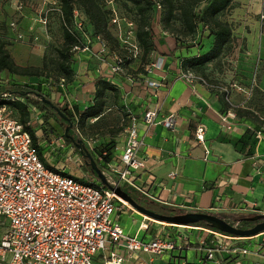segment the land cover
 Segmentation results:
<instances>
[{"label": "crops", "instance_id": "0c3cea01", "mask_svg": "<svg viewBox=\"0 0 264 264\" xmlns=\"http://www.w3.org/2000/svg\"><path fill=\"white\" fill-rule=\"evenodd\" d=\"M36 1L43 3L42 0ZM235 1H239L240 5L230 20L238 22L233 33L246 43L249 56L237 54L232 49L225 58H220L221 61L209 63L204 71L206 79L226 88L227 92L211 90L199 82L191 85L182 78L184 70L181 60L195 56L198 52L195 48L173 51L176 39L172 33L162 31L157 15L151 23L154 35L158 37L155 40L156 51L150 55L148 63L141 65L140 60H137L131 65L132 73L140 66L145 67V73L137 72L142 80L135 81L130 76L114 75L111 73L114 64L100 61V55L82 51L77 59L85 60L87 69L94 67V74L79 72L73 83V93L81 96L79 103L83 108L91 104L98 78H105L124 86L123 94L130 105L128 108L136 115H141L144 102L151 100L150 109L153 110L157 105L160 108L159 119L177 116L179 121L175 128L163 124L148 126L140 118L139 138L144 141L140 154L145 159V167L137 171L138 185L148 187L157 199L151 201L157 206L216 214L231 221L240 217L264 215V124L257 117H239L236 112L240 108L249 109L246 105L254 86L264 90V70L260 80H254L256 71L264 65V13L258 8L259 0ZM8 4L13 9L10 1ZM6 7L8 5L0 0V23L15 19L14 11L8 15L3 13ZM54 15L51 23L59 27V18L55 20ZM39 20V14L25 12L20 21V32L27 36V40L24 43L11 41L14 51L10 53L22 67L28 66L24 57L30 51L42 52L46 45L44 27ZM13 34L11 32V40ZM31 34H35L39 40L29 42L28 36ZM41 58V55L36 54L33 60L38 63ZM160 58L163 60V67L156 69L153 65ZM41 64L42 61L36 66L40 67ZM149 81L159 82L161 86L152 88L148 85ZM230 111L235 112L236 118L231 119L232 129L226 130L220 125L219 116ZM200 125L206 128L208 154L203 152L202 146L195 139V131ZM249 131L253 134L251 139L236 146ZM119 146L118 152H122L123 140L118 143ZM173 173L176 174L175 178L171 177ZM127 211L117 212V219L121 220L124 215H129ZM129 219L132 226L126 225L123 228L130 235L138 234L142 239L148 240L159 236L156 231L151 233L145 229L143 225L146 223L141 218L130 216ZM175 231L172 238L188 234L190 239L194 235L196 241L182 251L170 252L156 259L155 264H199L204 257L198 245L199 236L203 232L200 234L201 231L189 229V232ZM248 244L252 252L258 249L257 240L244 242V245ZM241 262L263 263L264 248L257 255L252 253L241 258Z\"/></svg>", "mask_w": 264, "mask_h": 264}, {"label": "built area", "instance_id": "2783aa9c", "mask_svg": "<svg viewBox=\"0 0 264 264\" xmlns=\"http://www.w3.org/2000/svg\"><path fill=\"white\" fill-rule=\"evenodd\" d=\"M11 5L15 13L11 27L17 40L23 42L27 38L20 32V21L24 18L26 4L23 0H12ZM156 8L159 11L162 6L157 3ZM56 11L61 13L59 8ZM39 16V23L47 36L48 12ZM113 23L117 21L114 19ZM135 34L133 23L128 24L124 35L119 31V38L124 37L125 47L130 48L128 51L136 59L140 49ZM97 39L104 51L106 44L100 37ZM238 39L233 42L234 52L248 57V49ZM153 67L162 69L163 60L160 58ZM111 71L117 73L120 67H112ZM181 75L191 85L199 82L214 91H228L190 70H184ZM148 85L152 88L161 86L156 81H149ZM150 104L151 100H147L141 115L133 113L130 116L124 131L123 150L119 157L117 154L113 162L102 168V172L110 186H129L144 197L157 201L148 187L137 183V171L145 167V159L140 154L144 141L139 138V120L142 118L148 126L163 124L175 128L179 118L170 115L159 119V106L152 110ZM234 118L235 112L230 111L219 116V123L222 128L231 130V119ZM33 127L31 121L23 124L7 106L0 107V219L8 222L0 239V264H155L156 259L192 245L188 234L178 238L159 235L149 240L138 234L130 235L112 217L132 208L101 182H98L100 186H95L63 170L47 167L40 157L38 141L36 144L33 140L30 131ZM205 133L206 128L198 126L195 139L208 154ZM78 137L89 152L101 143L96 138L85 139L80 133ZM57 147L66 148V144L60 143ZM69 155L68 160L82 168L81 155ZM171 177L175 178L176 174ZM234 225L239 226V222ZM143 227L148 229L149 225ZM184 228L203 232L198 245L204 257L199 264H242L241 258L252 253L257 255L264 248V233L241 238L192 226ZM252 239L257 240L258 245L253 252L249 244L244 245Z\"/></svg>", "mask_w": 264, "mask_h": 264}, {"label": "trees", "instance_id": "16d2710c", "mask_svg": "<svg viewBox=\"0 0 264 264\" xmlns=\"http://www.w3.org/2000/svg\"><path fill=\"white\" fill-rule=\"evenodd\" d=\"M59 1L61 4V13L59 14L56 12V14L59 16V21L62 22L61 26L63 28L64 45L62 49L58 50V69L62 77L58 78L54 85L56 86L55 91L58 93L61 92L67 85L68 93L72 94L74 91L73 83L77 74L76 71H74L71 67V63L75 62L77 59L76 50L77 48L78 51L79 49H85L89 41H96V38L99 37L102 31L106 36L111 35L109 25L111 20V11L104 7L103 10L101 2L97 0H79V5L83 9V15L87 18L83 20L85 22L81 28H78L76 26L77 20L75 18L73 0ZM234 1L235 0H160L158 2H154V0H124L125 3H130L133 5V9L140 19L139 25H137V23L132 20L135 23V36L139 45L140 53L136 59L131 55H129V57L127 55L124 57V63L120 62L121 67L125 68L129 72L124 75L130 76L133 70L131 65L137 60H140L141 65L148 63L150 61V55L156 51L155 40L158 37L154 35L151 23L154 17L157 15L159 16V25L161 26L162 31L172 33L176 39V47L173 51L179 49L181 50L183 48L186 50L195 48L198 52L195 56L183 58L181 60L182 69L190 70L197 75L205 77L204 71L207 65L217 60L220 61V58H222V56L225 55V52H227L232 46V27L229 23L221 20L220 15L224 11L230 9L233 6ZM10 2L12 4V0H10ZM157 3L162 6V9L159 10L161 11L160 14L157 13ZM201 3H204V6L202 10L198 11V6ZM26 12L28 11L26 10ZM87 20L89 24L86 23ZM106 20L107 24H105ZM11 22L12 21L4 23L7 26L8 31L13 32L14 36H16V33L12 30ZM102 26L104 27L103 30ZM177 29L180 30L181 34L178 33ZM87 33H89L90 36H88ZM31 35L35 36V34ZM9 42V34L8 36H0V107L9 105L16 109L20 113V117L17 118L26 125L28 105H33L48 115L45 121L46 123H49V120L53 119L59 123L63 129L66 128L67 124L65 120H63L64 118H62V116L53 110L51 106L42 100V98L45 97L47 100H50L55 105H57L62 113L72 122V129L76 135L77 133L78 135L80 133L82 137L87 136L82 134L79 124L82 125L86 120L90 119H100L104 112V102L102 96H104V93L107 91L119 90V87H117L110 80L98 78L95 84V98L100 101L98 104L92 103L83 109L79 106L61 107V105L58 104L55 99H52V96L43 89L44 84L47 82L46 77L42 78L45 75V66L22 67L18 65L8 49V46L10 45ZM124 49L126 50L125 45ZM139 71L141 73H145V67L140 66L137 72ZM136 75H138V73ZM121 76H123V74ZM16 77H27L29 82L18 81L16 80ZM42 79L45 80V82H43ZM48 85L50 86L49 83ZM23 99L26 100L27 103L22 102ZM125 112H127L129 123L130 116L134 112L128 107L127 111ZM236 112L239 117H257L253 114V112L242 108L237 109ZM30 131L34 142L37 144L36 130L30 128ZM251 135L253 134L249 131L243 139L237 142L236 146L239 145L240 142H247L250 140ZM84 138L89 139L93 137ZM100 141V145L95 146L90 151V154L98 166L102 169L115 160L118 143H116L113 139H110L109 141ZM66 143H68L69 146L74 147L76 152L81 155L79 150L73 146L68 139H66ZM38 148L40 157L45 165L55 170L42 157L40 146ZM81 157L84 161L82 167L90 174V176H92V178H94V180L83 182L100 186L98 183L100 181L97 175L92 171L90 166H86L85 157L82 155ZM122 189L127 192L139 205L151 211L164 215L186 213L183 210L174 209L167 206H157L154 204V202L148 200L129 186H122ZM227 221L232 224L239 222V227L244 229L252 228L254 226L253 222L244 220L242 217L235 218L232 221ZM192 227L219 232L204 222L192 225ZM147 230H149L151 233L155 232V229L152 227H149Z\"/></svg>", "mask_w": 264, "mask_h": 264}, {"label": "rangeland", "instance_id": "374dc122", "mask_svg": "<svg viewBox=\"0 0 264 264\" xmlns=\"http://www.w3.org/2000/svg\"><path fill=\"white\" fill-rule=\"evenodd\" d=\"M3 1H4V4L8 5V8L6 7L3 13L6 15L12 14V11L14 10L11 9L10 5L8 4L10 0H3ZM23 1H25L26 10L28 12L37 13L42 16H44L48 12V17H49L48 35L47 36L44 35L46 45L43 46L44 49L42 52L39 51L38 53L36 51L34 52L30 51L27 57L26 56L24 57L28 63L27 67H38L36 65L38 63L40 64V61H42V64L40 65V67L45 66V75L42 78L46 77L47 79V82L44 84V87H43L45 92L49 93L52 96V99H55V101L58 104H60L61 107L81 106L83 109L84 106L80 105L81 103H79L81 96L80 97L78 95L75 96L74 93L70 96L69 95L70 93H68L67 85L63 88L61 92L58 93L55 91L56 86L54 85V83L57 81L58 78L62 77L58 69V62H59L58 61L59 60L58 50L62 49L64 44H63V28L61 26L62 22L59 21V24H60L59 27H57L56 25L53 26L51 23V17L54 14H55L54 15L55 20L56 18L59 17L56 14L57 11L55 12V10L58 8L60 9L61 7L60 1L59 0H42L43 1L42 4H40V2H37L36 0H23ZM97 1L101 2L102 8L104 7V8H107L109 11H111V17H110L111 20L109 23L111 35L106 36L105 34H103V31L99 35L101 40L104 41V43L106 44V49L104 51H102L101 46L99 44V40L96 38V41H89L87 45L88 50L85 51L84 49H79L78 51L77 49L76 50L77 57L80 53L82 54V51L94 53V55L96 56L100 55L98 56L100 58L99 59L100 61L111 63L112 65L114 64L113 67H116V66L120 67V71H118L117 73L116 72L113 73L111 71L112 74L114 75L123 74L124 76V74H127L129 72L125 68L121 67L120 64L124 63L125 56L128 55L129 57V55L131 54L128 51L130 49L129 47L128 48L126 47V50L124 49V37L119 38L120 36L119 31L121 30L122 34L124 35L125 32L127 31L128 24L130 23L135 24L133 22L135 21L137 25H139L140 19L136 15L133 9L134 8L133 5H131L130 3H125L124 0H97ZM158 1L160 0H154V2H158ZM257 4H259L258 8H260V11L264 13V0H259ZM73 5L75 8V18L77 20L76 26L78 28H81L78 26V24H81L82 26L85 22L83 20H85V18L87 17H84L83 15V12H82L83 9L79 5V0H73ZM239 5H240L239 1H234L233 6L230 9L224 11L220 15L221 20L229 23L232 27L233 42H235L237 39L234 36L233 31L237 27L236 25L238 24V22H235V21L231 22L230 20H232V17L236 13V9L239 8ZM203 6H204V3H201L198 6V11L202 10ZM157 13L160 14L161 11H158ZM114 19L117 21V23H113ZM86 23L89 24L88 20L86 21ZM105 24H107V20ZM103 26H102V30L104 28ZM177 31L179 34H181L179 29H177ZM8 34L10 35V37H12L11 32L8 31V28L5 25V23H0V36H8ZM87 35L90 36L89 33H87ZM15 38L16 36H14L13 34V38L12 40L10 38V42L13 41L17 43H24V41L23 42L18 41ZM28 38H29L28 41L31 43H33V41L35 43L39 40L38 38L35 40L34 39L35 37L33 35L28 36ZM238 40L242 41V45L245 48H247L246 43L241 38ZM10 42H9L10 45L8 46V49L10 52H13L14 46ZM233 42H232L231 48L228 49L227 52H225V55L228 53H231L233 49L232 48ZM36 54H39L42 57L39 62L37 61L38 63H36L33 60ZM225 55H223L222 58L223 57L225 58ZM86 65L87 64L85 60L83 61L79 59H76L75 62L71 63V67L73 68V70L74 71L77 70L76 74L79 72H89V74L93 75L94 67L92 69H87ZM263 70H264V65H263V68H260L256 71L255 76H256L257 81L260 80ZM136 74H137V71H135L134 73H131L130 74L131 78L134 79L135 81L142 80L141 77H139ZM16 80L21 81V82H29V79L27 77L25 78L16 77ZM43 82H45V80H43ZM48 83L50 84V86L48 85ZM114 84L117 87H119V90L107 91L104 93V96H102L103 102H104V112L101 118L86 120L84 124L82 125L79 124V128L82 134L87 135V136L83 135L84 137L98 138L102 141H109L110 139H113L115 140L116 143H120L124 139V131L128 123V115H127V112L125 111H127V107L130 105L127 103L125 99V94H123L124 86L121 87L117 83H114ZM82 86L84 87V84H82ZM95 96H96V89H95V94L92 96L93 98L90 101L91 104L92 103L98 104L100 102L99 100L95 98ZM249 98L250 99L246 107L249 108L248 110L250 112H253V114L259 118L258 120L260 123L264 124V90H261L257 86H254L250 93ZM22 102L27 103V101L24 99L22 100ZM6 106L13 112L14 115H16V117H20V113L16 109L12 108L9 105H6ZM27 112L28 114H27L26 120L27 122L31 121L34 124L33 128L36 130L37 141H38V144L40 145L42 157L44 158V160H46V162L55 170H58V171L63 170L65 171L66 174H70L73 177L78 178L81 181L87 182L90 180H94V178H92V176H90V174L83 167L82 168L76 167L75 164H73L72 162L68 160V154H70L71 156H74L75 154H77V152L75 148L71 149V146H69V144L66 143V139L63 136L64 129L62 128V126L56 121H54L53 119L49 120V123H46L45 121L48 115L45 114L43 111H41L36 106L28 105ZM71 132L75 136L74 130H72ZM60 143H65L66 148L60 149L59 147H57V145ZM118 149L120 151V146L118 147ZM118 153L120 154L121 152H118L117 150L116 155ZM129 206L131 207V205ZM132 209H130L129 211H127V209L126 210L124 209L123 212L127 211L130 216L137 217L138 219L141 218L142 220H144L146 224L150 225L149 227L154 226V229L157 235L171 237L176 232L175 231L176 229L182 230L181 232H189L188 229L186 230L183 227L170 226L167 223H161L158 221H154L153 219L148 218L147 216L143 214H139L136 210L134 209L132 210ZM117 214L118 213H115L112 217V220H114L115 223L119 224V226L122 228L125 227L126 225L132 226L131 220H130L131 218L129 219L130 217L129 215H124L122 219L120 220V219H117ZM7 227H8V222L5 219L1 218L0 219V239L2 238L3 234L6 232ZM200 234H202V232ZM195 235H197V233ZM139 237L141 238V236ZM191 241L192 242L196 241V237L194 235L191 236Z\"/></svg>", "mask_w": 264, "mask_h": 264}, {"label": "water", "instance_id": "95a60500", "mask_svg": "<svg viewBox=\"0 0 264 264\" xmlns=\"http://www.w3.org/2000/svg\"><path fill=\"white\" fill-rule=\"evenodd\" d=\"M4 96V95H3ZM53 110H55L62 118L68 121V126L64 130V137L68 139L73 146H75L81 155L85 157L86 166H90L92 171L97 175L101 184L119 197L124 202L131 205V207L137 212L147 216L148 218L153 219L154 221H158L161 223H167L170 226H178V227H191L192 225H196L200 222H204L208 224L211 228L218 230L221 233L241 237V238H250L261 233H264V215L257 214L251 216L249 218H244L249 222H253L254 226L252 228L244 229L239 226H236L226 219L211 213H203V212H186L183 214H175V215H164L154 211H151L141 205H139L127 192H125L121 187H112L107 182V179L102 172V169L98 166L90 152L85 147L84 141L81 139H75L74 136L70 133L73 124L72 122L62 113L60 108L55 105L52 101L47 100L45 97L42 98Z\"/></svg>", "mask_w": 264, "mask_h": 264}, {"label": "flooded vegetation", "instance_id": "af4514ba", "mask_svg": "<svg viewBox=\"0 0 264 264\" xmlns=\"http://www.w3.org/2000/svg\"><path fill=\"white\" fill-rule=\"evenodd\" d=\"M63 120H65V122H66V124H67V126H68V121L66 120V119H63ZM64 130H65V128H64ZM73 129H71V131H72ZM72 133V132H71ZM74 136V135H73ZM74 138L75 139H80L79 137H78V135H76L75 134V136H74Z\"/></svg>", "mask_w": 264, "mask_h": 264}]
</instances>
